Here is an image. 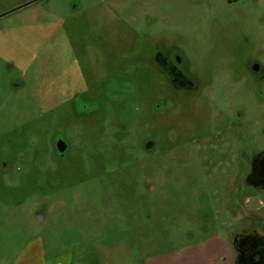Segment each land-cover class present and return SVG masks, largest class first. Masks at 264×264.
I'll return each mask as SVG.
<instances>
[{"label":"rangeland","instance_id":"rangeland-1","mask_svg":"<svg viewBox=\"0 0 264 264\" xmlns=\"http://www.w3.org/2000/svg\"><path fill=\"white\" fill-rule=\"evenodd\" d=\"M263 9L264 0H0V264L234 260L233 236L264 220V191L223 173L240 151L264 149L263 131L250 128L252 118L264 124V94L241 61L264 51ZM162 31L177 32L171 41L212 79L200 114L162 91L174 114L157 122L147 59ZM240 33L256 47H239ZM234 110L242 142L228 128ZM207 120L222 125V167L216 149L189 143L186 128L204 133ZM55 135L68 144L62 157Z\"/></svg>","mask_w":264,"mask_h":264},{"label":"flooded vegetation","instance_id":"flooded-vegetation-1","mask_svg":"<svg viewBox=\"0 0 264 264\" xmlns=\"http://www.w3.org/2000/svg\"><path fill=\"white\" fill-rule=\"evenodd\" d=\"M199 1V0H197ZM203 1V0H200ZM78 13V12H77ZM250 14L248 11H240L238 19L245 17L247 20ZM260 16H264V9L261 11ZM259 16H252L251 19H257ZM171 30V29H170ZM173 31V30H172ZM173 35L177 36V32H160L157 33L154 38V49L153 53L149 56L150 62L153 63L155 67V95L153 97V105H154V115L157 116V122H160L158 118L161 117L163 111L174 114L172 111V107L163 108L161 103L158 102L160 96L157 94H162V91H167L171 95V99H175L178 96L186 97L190 100V105L188 110H190L194 115L200 114L202 112V105H204V101H207V93L208 88L212 84V79L210 76L203 77L201 76L193 67V63L187 53L186 50L182 49V47L178 46L175 42L171 41V37ZM251 42L249 37L243 33H240L237 38V45L239 47L248 48L251 45H255V43ZM256 47V45H255ZM261 49V58L259 56L253 57L250 56L247 58L244 55V59L242 61V67L244 71H247L250 77V83L252 90H254L258 95L264 94V51ZM239 51L237 50V54ZM260 52V50H259ZM144 58L140 56L137 60L141 65H143ZM146 59V58H145ZM238 74H235L236 81H239L237 78ZM216 78H221L222 84V71H219ZM208 89V90H207ZM147 91V90H146ZM150 92V91H149ZM151 93V92H150ZM75 95L80 97L81 94L76 92ZM165 104V103H164ZM74 107V106H73ZM152 108V107H151ZM232 122L229 123L228 128H230L235 134V141L242 142L241 136L239 134L240 129V119L242 118L241 113L237 110L233 111ZM199 124L201 119L194 116V120ZM204 133H197L196 135H192L193 129L189 127L186 128L188 136L192 137L189 143L199 142L200 146H208L209 149H216L218 151L219 161L216 162V166L222 167V125L218 124L217 126L211 127L208 123V120L204 123ZM263 131L264 133V124L261 125L256 122V119H251L250 128L255 132L256 130ZM176 134V129L174 131V135ZM171 135V133H170ZM59 140L64 141L66 147L63 152H59L56 144ZM157 140L148 137L146 142L144 141L143 145L146 149L154 148V143ZM51 143L53 146V153L58 157H62L68 149V144L63 137H59L57 135L51 138ZM238 158L239 161H235L234 165H231L230 168H225L224 175H230L234 172L236 175H242V182L246 188L256 190V191H264V149L261 150H253L246 155L244 152L240 151ZM242 160V162H241ZM220 175H222V168L220 171ZM255 222L260 223L261 227L264 226V220L260 219V217H255ZM254 246V245H252Z\"/></svg>","mask_w":264,"mask_h":264},{"label":"trees","instance_id":"trees-1","mask_svg":"<svg viewBox=\"0 0 264 264\" xmlns=\"http://www.w3.org/2000/svg\"><path fill=\"white\" fill-rule=\"evenodd\" d=\"M232 244L235 251L232 264H264V233L255 229L237 233Z\"/></svg>","mask_w":264,"mask_h":264},{"label":"crops","instance_id":"crops-1","mask_svg":"<svg viewBox=\"0 0 264 264\" xmlns=\"http://www.w3.org/2000/svg\"><path fill=\"white\" fill-rule=\"evenodd\" d=\"M253 229H255L258 233H260V234H262V233H264V226L263 227H253ZM252 230V229H251ZM247 231H249V230H247ZM247 231H245V232H247ZM232 262H233V260H230V261H228V263L227 264H232ZM16 264L18 263V260H16V262H15ZM14 263V264H15ZM29 264H32V263H29ZM33 264H36L35 262L33 263Z\"/></svg>","mask_w":264,"mask_h":264},{"label":"water","instance_id":"water-1","mask_svg":"<svg viewBox=\"0 0 264 264\" xmlns=\"http://www.w3.org/2000/svg\"><path fill=\"white\" fill-rule=\"evenodd\" d=\"M56 147L58 148V151H59V152H63L64 149H65V147H66V145H65L64 141L59 140V141L57 142V144H56Z\"/></svg>","mask_w":264,"mask_h":264}]
</instances>
